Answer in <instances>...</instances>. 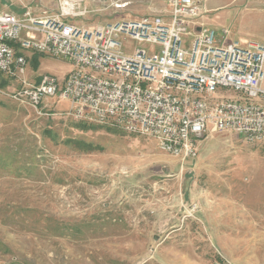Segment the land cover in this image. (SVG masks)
<instances>
[{
	"label": "rangeland",
	"instance_id": "obj_1",
	"mask_svg": "<svg viewBox=\"0 0 264 264\" xmlns=\"http://www.w3.org/2000/svg\"><path fill=\"white\" fill-rule=\"evenodd\" d=\"M61 0H0L56 16ZM78 25L155 16L164 0H82ZM196 20L264 43V0H205ZM246 44V43H245ZM27 81L63 84L71 62L28 52ZM0 73V264H264V145L206 137L182 161L150 138L76 119L59 97L37 109ZM227 97L232 92H224Z\"/></svg>",
	"mask_w": 264,
	"mask_h": 264
},
{
	"label": "built area",
	"instance_id": "obj_2",
	"mask_svg": "<svg viewBox=\"0 0 264 264\" xmlns=\"http://www.w3.org/2000/svg\"><path fill=\"white\" fill-rule=\"evenodd\" d=\"M81 2L61 0L58 15L38 19L0 12V73L22 85L15 100L37 109L59 97L76 119L153 139L184 162L215 133L264 145V43L229 41V30L197 23L205 0H164L167 19L91 28L70 21L88 12L77 11ZM28 52L73 69L63 84L51 75L30 84Z\"/></svg>",
	"mask_w": 264,
	"mask_h": 264
},
{
	"label": "crops",
	"instance_id": "obj_3",
	"mask_svg": "<svg viewBox=\"0 0 264 264\" xmlns=\"http://www.w3.org/2000/svg\"><path fill=\"white\" fill-rule=\"evenodd\" d=\"M16 15V14H15ZM99 25V24H98ZM98 25H83V26H85V27H95V26H98ZM248 42H254V41H244V42H242L243 44H245V43H248ZM73 69V65L71 64V68H70V72H71V70Z\"/></svg>",
	"mask_w": 264,
	"mask_h": 264
}]
</instances>
